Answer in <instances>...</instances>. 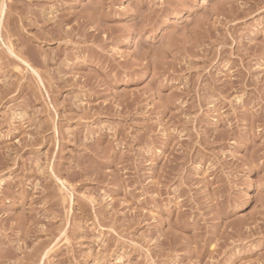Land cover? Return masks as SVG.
I'll return each mask as SVG.
<instances>
[{"label":"rangeland","instance_id":"rangeland-1","mask_svg":"<svg viewBox=\"0 0 264 264\" xmlns=\"http://www.w3.org/2000/svg\"><path fill=\"white\" fill-rule=\"evenodd\" d=\"M0 264H264V0H0Z\"/></svg>","mask_w":264,"mask_h":264},{"label":"bare ground","instance_id":"bare-ground-1","mask_svg":"<svg viewBox=\"0 0 264 264\" xmlns=\"http://www.w3.org/2000/svg\"><path fill=\"white\" fill-rule=\"evenodd\" d=\"M1 11H2V10H1ZM2 12H3V11H2ZM132 38H133V37L130 35V36L128 37V39H127L128 42H129L130 44L132 43ZM129 43H128V44H129Z\"/></svg>","mask_w":264,"mask_h":264}]
</instances>
